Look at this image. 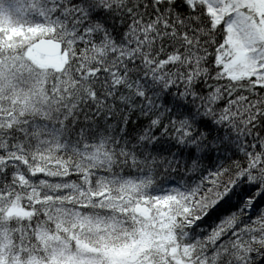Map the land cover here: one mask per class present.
Here are the masks:
<instances>
[{
	"label": "snow or ice",
	"instance_id": "snow-or-ice-1",
	"mask_svg": "<svg viewBox=\"0 0 264 264\" xmlns=\"http://www.w3.org/2000/svg\"><path fill=\"white\" fill-rule=\"evenodd\" d=\"M0 264H264V0H0Z\"/></svg>",
	"mask_w": 264,
	"mask_h": 264
},
{
	"label": "trees",
	"instance_id": "trees-1",
	"mask_svg": "<svg viewBox=\"0 0 264 264\" xmlns=\"http://www.w3.org/2000/svg\"><path fill=\"white\" fill-rule=\"evenodd\" d=\"M13 18L15 19V13L13 14Z\"/></svg>",
	"mask_w": 264,
	"mask_h": 264
}]
</instances>
